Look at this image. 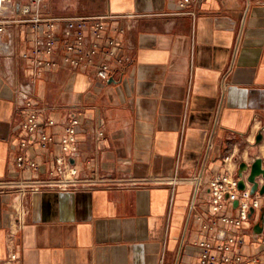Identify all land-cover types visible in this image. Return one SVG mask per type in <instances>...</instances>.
Masks as SVG:
<instances>
[{"label": "crops", "instance_id": "obj_1", "mask_svg": "<svg viewBox=\"0 0 264 264\" xmlns=\"http://www.w3.org/2000/svg\"><path fill=\"white\" fill-rule=\"evenodd\" d=\"M45 6L60 16L113 15L106 34L120 43L123 62L110 60V79L94 77L90 67L54 68L37 79L35 96L43 117L88 122L78 135L86 143L81 170L91 166L120 182L28 192L22 228L16 190L0 189V264L12 254L16 264H197L195 241L214 233L200 229L190 202L212 218L209 188L195 194L187 183L157 180L238 175L240 159L264 162V0H204L196 15L177 0H45ZM11 33L16 52L0 55V181L13 179L20 142L33 137L20 128L18 95L29 67L21 53L31 42L17 29ZM56 149L33 147L41 170L29 176L52 169ZM128 177L141 183L133 186ZM234 252L254 257L258 248L247 239ZM246 264H264V255Z\"/></svg>", "mask_w": 264, "mask_h": 264}, {"label": "built area", "instance_id": "obj_2", "mask_svg": "<svg viewBox=\"0 0 264 264\" xmlns=\"http://www.w3.org/2000/svg\"><path fill=\"white\" fill-rule=\"evenodd\" d=\"M177 1L187 13L196 15L204 0ZM112 18V14H51L46 10L45 0H0V55L13 56L16 52L12 29L27 35L31 42V46L21 53V56L29 61V67L26 73L27 82L19 89L18 95L22 117L20 128L33 137L20 142L21 152L14 160L16 169L13 179L0 181V189L16 190V221L20 228L25 225L26 215L22 198L26 197L28 192L35 193L41 189L72 190L81 186H111L120 182L109 172L99 173L91 166H88L87 172L81 170L79 159L85 153L86 143L81 141L78 135L87 131L88 122L76 115H71L63 121L43 117L35 96L37 79L54 68L90 67L94 77L106 81L110 79V60L114 58L119 63L123 62V58L117 53L121 47L120 43L106 34ZM47 128L54 129L56 135L47 132ZM94 136L100 143L103 132L97 131ZM51 143L57 145L52 156L54 167L43 176H29L41 170L36 157L30 154L33 147H47ZM229 158L230 156H227L225 162ZM240 160L239 164L243 162ZM247 164L243 189L238 188V175L227 172L216 174L210 179H206L202 174H174L157 180L158 183L171 186L187 183L195 194L205 187L209 188L207 207L213 215L212 218L205 217L198 210L195 200L190 202L200 229L205 233H214L213 237L195 241L194 244L200 249L197 264H246L251 260L258 261V255H264V193L259 192L264 184V177L256 176L258 189L251 193L253 183L247 179L251 162ZM125 180L133 186L141 183L131 177ZM235 201H238L237 205L234 204ZM256 211L260 214L255 215ZM252 218L253 225L244 227V223ZM258 222L262 227L259 232L254 229ZM247 239L257 245V256L248 257L234 252V248L245 244ZM17 261L16 254H12L8 263L16 264Z\"/></svg>", "mask_w": 264, "mask_h": 264}, {"label": "water", "instance_id": "obj_3", "mask_svg": "<svg viewBox=\"0 0 264 264\" xmlns=\"http://www.w3.org/2000/svg\"><path fill=\"white\" fill-rule=\"evenodd\" d=\"M262 139V132L258 134V136L256 137V141L260 142ZM250 172L248 175V180L250 182L253 183L252 187H251V193H255L256 190L258 189V183L256 182L255 178L256 176L262 175L264 177V167H263V159H261V157H256L253 162L250 164ZM248 169V164L246 162H241L239 164V168H238V177L239 179V183H238V188L243 189L245 188V181L243 179L244 177V171H246ZM259 192L262 194L264 193V184L263 186L260 188ZM235 205L238 204V201L234 202ZM253 212V209H251V213ZM254 229L256 231H261L262 227L260 222H258L255 226Z\"/></svg>", "mask_w": 264, "mask_h": 264}, {"label": "rangeland", "instance_id": "obj_4", "mask_svg": "<svg viewBox=\"0 0 264 264\" xmlns=\"http://www.w3.org/2000/svg\"><path fill=\"white\" fill-rule=\"evenodd\" d=\"M72 10H78V9H72ZM259 214H260L259 211H256V212H255V215H259Z\"/></svg>", "mask_w": 264, "mask_h": 264}]
</instances>
